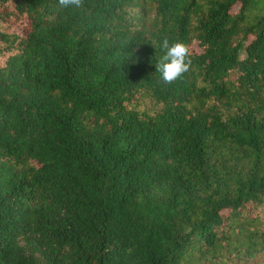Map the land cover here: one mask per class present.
Returning a JSON list of instances; mask_svg holds the SVG:
<instances>
[{"label":"trees","instance_id":"16d2710c","mask_svg":"<svg viewBox=\"0 0 264 264\" xmlns=\"http://www.w3.org/2000/svg\"><path fill=\"white\" fill-rule=\"evenodd\" d=\"M263 205L264 0H0V264H264Z\"/></svg>","mask_w":264,"mask_h":264},{"label":"clouds","instance_id":"9594fccd","mask_svg":"<svg viewBox=\"0 0 264 264\" xmlns=\"http://www.w3.org/2000/svg\"><path fill=\"white\" fill-rule=\"evenodd\" d=\"M67 6L74 0H61ZM163 55L158 58L156 73L163 82H172L188 71V48L183 42H170L167 38L161 42Z\"/></svg>","mask_w":264,"mask_h":264},{"label":"rangeland","instance_id":"374dc122","mask_svg":"<svg viewBox=\"0 0 264 264\" xmlns=\"http://www.w3.org/2000/svg\"><path fill=\"white\" fill-rule=\"evenodd\" d=\"M260 209H261L262 216L264 217V205Z\"/></svg>","mask_w":264,"mask_h":264}]
</instances>
